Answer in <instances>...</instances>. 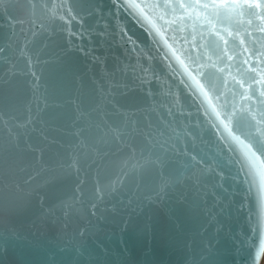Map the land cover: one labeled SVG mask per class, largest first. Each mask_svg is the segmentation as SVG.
Returning <instances> with one entry per match:
<instances>
[{
    "label": "water",
    "instance_id": "1",
    "mask_svg": "<svg viewBox=\"0 0 264 264\" xmlns=\"http://www.w3.org/2000/svg\"><path fill=\"white\" fill-rule=\"evenodd\" d=\"M130 2L0 4V264L261 261L264 0Z\"/></svg>",
    "mask_w": 264,
    "mask_h": 264
},
{
    "label": "snow or ice",
    "instance_id": "2",
    "mask_svg": "<svg viewBox=\"0 0 264 264\" xmlns=\"http://www.w3.org/2000/svg\"><path fill=\"white\" fill-rule=\"evenodd\" d=\"M4 0H0V4H3ZM180 7H185L184 4H180ZM191 6V5H189ZM253 6V5H250ZM254 6L256 7H264V5L260 4V3H256ZM129 8H141V4L135 3V0H131V2L128 4ZM144 7H149V8H156V7H164V8H174L175 5L173 4H169V3H165L163 5L160 4H151V5H144ZM203 7L207 8L208 5L205 4L203 5ZM61 19H63V17H61ZM74 19V17H73ZM161 19H163V17H161ZM0 51H3L2 49H0ZM21 127H23V125H21ZM258 132H260L259 129H257ZM247 138L250 139L251 143L257 147V151H260L262 153H264V139H257L256 137L251 136V134H246ZM261 137H264V132H260ZM26 147L30 150H37L36 146L32 145V144H26ZM20 149V144L19 143H10L9 144V148L8 151L10 152H14ZM5 149L3 147V145H0V152H3ZM253 155H255V153H253ZM76 161L73 160V162L69 165V167H75L76 166ZM99 191V189H98ZM257 256H259V252L257 253Z\"/></svg>",
    "mask_w": 264,
    "mask_h": 264
},
{
    "label": "bare ground",
    "instance_id": "3",
    "mask_svg": "<svg viewBox=\"0 0 264 264\" xmlns=\"http://www.w3.org/2000/svg\"><path fill=\"white\" fill-rule=\"evenodd\" d=\"M259 264H264V252H263V255H262V258Z\"/></svg>",
    "mask_w": 264,
    "mask_h": 264
}]
</instances>
